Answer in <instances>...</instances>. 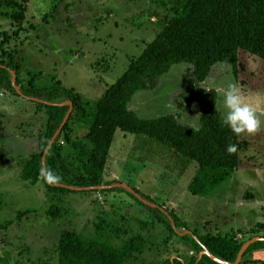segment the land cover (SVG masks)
Listing matches in <instances>:
<instances>
[{
	"label": "rangeland",
	"instance_id": "1",
	"mask_svg": "<svg viewBox=\"0 0 264 264\" xmlns=\"http://www.w3.org/2000/svg\"><path fill=\"white\" fill-rule=\"evenodd\" d=\"M0 1V60L14 72L18 68L16 78L22 85L31 78L38 82L54 78L67 88H75L83 103L89 104L86 110L126 70L131 58L142 53L170 16L169 6L162 7V0H27L25 20L19 22V7L10 8ZM13 13L15 20L10 16ZM3 32L9 35L6 42L2 41ZM172 67L151 96L138 92L132 108L141 113L149 111L152 116L173 111L178 121L190 118L192 125L199 127L198 96L206 88L216 90L217 106L224 115V92L229 85H236L262 122L255 134L239 135L247 142L240 159L243 163L264 162V60L240 51L235 67L218 63L203 83L196 80L190 64ZM0 109H4L0 111V256L8 257L12 264L56 262L62 229L118 247L133 236H142L144 250L127 264H166L174 258L187 264L196 256L187 240L167 230L125 192L95 188L49 193L43 182L23 181V159L38 151V137L45 129V109L1 85ZM191 109L193 114L187 115ZM71 113L67 131L77 146L75 153L73 150L71 155L72 149L63 138L60 141L64 156L71 155L74 160L68 169L69 180L83 172L85 151L90 148L85 139L89 119L77 115L74 107ZM197 175L194 162L164 144L147 135L117 130L101 181L120 182L138 190L175 214L187 231L196 235L229 236L241 242L264 237V212L260 218L247 214L239 203L224 202L225 194L193 195L189 186ZM260 183L264 198V174ZM248 195L245 193V197ZM59 202L64 214L52 220L46 211ZM232 209L239 210L237 219L229 216ZM25 211L28 213L16 219ZM247 261L264 264L260 258L254 261L249 257Z\"/></svg>",
	"mask_w": 264,
	"mask_h": 264
},
{
	"label": "trees",
	"instance_id": "2",
	"mask_svg": "<svg viewBox=\"0 0 264 264\" xmlns=\"http://www.w3.org/2000/svg\"><path fill=\"white\" fill-rule=\"evenodd\" d=\"M4 1L10 8L19 7L17 21L25 20L24 4L27 0H22L21 3L16 0ZM167 2L161 1L162 7L169 6L170 13L163 21L161 30L138 57L130 60L126 70L108 86L91 109L86 110L85 105L89 104L83 103L84 98L66 88L57 79L38 82L31 78L26 85H22L16 78L15 84L23 97L35 99L39 106L44 107L46 114L45 129L38 137V151L23 159L20 177L31 184L43 182L49 193L60 191L64 194L73 191L62 185L78 188L103 186L100 189L102 192H125L145 207L157 222L171 233H185L179 235L196 251V256L187 264H219L208 255H201L204 248L217 258L233 263L244 242L229 236L196 235L187 231L184 223L175 214L156 205L138 190L135 191L142 199L136 197L126 186L120 185V182L101 181L117 130L147 135L186 160L194 162L198 175L189 186L193 195L207 194L223 182L238 168L239 152L247 146V142L241 141L239 135L223 126V114L218 109L217 91L214 89L201 93L197 98L200 108L198 130L182 125L175 115L142 119L128 108V103L136 92L156 88L160 78L177 64H190L194 77L203 82L217 63L228 62L235 67L240 51L264 60V0ZM10 16L15 20V13ZM2 37L3 42L9 40L6 32L2 33ZM17 69L15 67V74ZM10 70L12 68L0 60V85L12 94L20 96L12 83ZM67 101L72 102L77 115L89 119L85 134V139L90 145L85 151L86 165L83 172L75 175L73 180L68 179V169L74 161L71 155L77 147L67 131L68 122L73 116L71 113L61 133L45 154L46 180L42 157L69 109L68 105H62ZM188 104H191V100H188ZM62 138L72 149L70 156L63 154L60 145ZM229 146H235V151L229 152ZM69 158L72 160L69 161ZM27 213L28 211L18 213L17 219ZM46 214L52 220H57L63 216L64 208L60 202L56 205L54 203L47 209ZM145 244V239L140 235L131 237L118 247L88 240L72 230L62 229L56 246L57 260L47 264H127L135 254L144 250ZM257 250H264V241L250 244L240 264H248L247 256ZM0 264L12 263L8 257L0 256ZM166 264L186 263L174 258L167 260Z\"/></svg>",
	"mask_w": 264,
	"mask_h": 264
},
{
	"label": "crops",
	"instance_id": "3",
	"mask_svg": "<svg viewBox=\"0 0 264 264\" xmlns=\"http://www.w3.org/2000/svg\"><path fill=\"white\" fill-rule=\"evenodd\" d=\"M148 43H150V42H148ZM148 43H146L145 48H146ZM142 52H143V50H142ZM134 58H136V57H134ZM172 69H173V67L171 68V70ZM170 71L168 73H166L165 75H163L162 77L168 75L170 73ZM161 78H160V80H161ZM203 82H205V81H203ZM203 82H201V83H203ZM107 88H108V86L106 87V89ZM157 88H154L151 90H141L138 92H142L143 94H146L145 95L146 97H149V96H151V94H153V92H155L157 90ZM68 89H74V92H77L75 90V88H73V87H68ZM106 89L102 92L101 95L104 94ZM209 89L210 88H206V90L203 92H206ZM138 92H136L133 95L131 101L128 103V108L130 110L134 111L137 114V116H139L142 119H154V118H158L160 116H164V115L152 116V114H149L150 113L149 111L141 113V112H138L137 110L133 109L132 103L134 102V97L138 94ZM144 99L149 100V98H144ZM197 103L199 106L198 100H197ZM1 110H4V109H0V111ZM149 110L152 111V109H149ZM198 110H199V112H198ZM198 110H197V113H199V117H200V108L199 107H198ZM172 113H173V111L169 112L168 115H173ZM188 114H193L192 109L187 112V115ZM186 119L187 120H181L180 119L179 123H181L184 126L193 128L195 130H198L200 128V126L194 127L192 125V123L194 121H190V118L189 119L186 118ZM15 137H16V135H15ZM17 137H19V136H17ZM17 137H16V139L19 140V138H17ZM240 153H242V150L239 152V161L240 162H239L238 168L236 170L232 171L230 173V175L223 182H221L220 184L215 186V188H213L207 194H208V196L209 195L220 196L222 194H225V195H227V198H226V201H224V202L228 203L229 201H234L235 203H239V206L241 205L243 207V209H245V210L241 209V210H243V212L246 211L247 214H251L254 217L260 218V214L262 212H264V198L260 194V190H259L261 187L260 176L262 174H264V162H259V164L246 163V162L243 163L242 160L240 159ZM247 192H249V195L247 197H245V193H247ZM207 194H204V195L206 196ZM222 200H224V199H222ZM222 200H221V202H223ZM244 203H246V205H243ZM237 212H239V210L232 209V212L229 211V216L236 217V219H237L238 218L237 217L238 215L236 214ZM261 217H263V220H264V215L261 214ZM16 219H17V217H16ZM236 219L234 220V222H236ZM249 257H251V259H253L254 261H255V258L264 259V250L254 251L249 255ZM257 263H259V262L257 261Z\"/></svg>",
	"mask_w": 264,
	"mask_h": 264
},
{
	"label": "clouds",
	"instance_id": "4",
	"mask_svg": "<svg viewBox=\"0 0 264 264\" xmlns=\"http://www.w3.org/2000/svg\"><path fill=\"white\" fill-rule=\"evenodd\" d=\"M225 114L223 126L236 135L255 134L261 127L257 110L249 103L247 97L236 85H229L223 96ZM229 152L235 151V146H229Z\"/></svg>",
	"mask_w": 264,
	"mask_h": 264
},
{
	"label": "water",
	"instance_id": "5",
	"mask_svg": "<svg viewBox=\"0 0 264 264\" xmlns=\"http://www.w3.org/2000/svg\"><path fill=\"white\" fill-rule=\"evenodd\" d=\"M10 73L12 75V83L14 85V88L16 89V91L20 94L21 97H23V94L21 93L20 89L18 86H16L15 82H16V74L14 72V70H10ZM31 101H35V99H29ZM42 102V101H41ZM62 105H68L69 106V109L63 119V122L61 123L60 127L58 128V130L56 131V133L53 135V137L51 138L48 146L46 147L45 149V153L42 157V164H43V167H44V176H45V179L47 180V173H46V168H45V154L48 152V150L50 149V147L53 145V143L55 142V139L58 137V135L61 133L64 125L66 124V122L68 121L70 115H71V112H72V109H73V104L71 101H67V102H64ZM120 185H123V186H126L132 193H134V195H136V197H138L139 199H142L139 194L133 190L132 188H130L129 186L125 185V184H120ZM63 187H67L71 190H74V191H87V190H90V189H102L103 186H97V187H86V188H78V187H72V186H65V185H62ZM180 235H183L185 233H179ZM256 241H264V237L263 236H258V237H253V238H250L248 239L247 241H245L241 247V249L239 250V253L237 255V258L236 260L231 263V262H228V261H225V260H222V259H219L217 258L216 256H214L213 254H211L206 248L203 249V251L201 252V255L205 254V255H208L213 261L219 263V264H240V262L242 261V258H243V255L246 251V249L248 248V246Z\"/></svg>",
	"mask_w": 264,
	"mask_h": 264
}]
</instances>
